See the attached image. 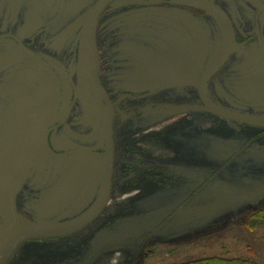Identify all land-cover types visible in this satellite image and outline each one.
<instances>
[{
    "label": "rangeland",
    "instance_id": "rangeland-1",
    "mask_svg": "<svg viewBox=\"0 0 264 264\" xmlns=\"http://www.w3.org/2000/svg\"><path fill=\"white\" fill-rule=\"evenodd\" d=\"M121 4L148 5L138 0L117 3ZM174 11L175 32L187 38L191 54L170 38L165 45L110 44L106 57V44L99 36L101 79L117 107L131 114L114 122L112 189L106 208L73 235L26 241L7 264H264V196L253 203L231 204L264 186V130L210 113L183 112L186 105H200L196 90L200 75L231 47L226 28L216 18ZM246 51L226 61L206 92L217 107L264 117V77L258 75L257 57L245 58ZM167 54L189 62L190 88L130 92L141 78L165 75L162 60L169 66L172 59L167 60ZM123 60L129 66L130 61L140 64L129 67L120 79L110 68L117 69ZM106 63L112 64L105 67ZM236 63H242L239 69ZM236 73L241 79H235ZM79 83L75 119L68 120L55 142L62 151L101 153L100 108L85 74H80ZM129 93L148 97L123 99ZM137 109L143 110L141 114ZM21 128L16 123L14 133ZM53 164L57 172L49 182L52 186L34 189L29 219H17L64 222L97 197L100 158L78 155Z\"/></svg>",
    "mask_w": 264,
    "mask_h": 264
},
{
    "label": "flooded vegetation",
    "instance_id": "flooded-vegetation-1",
    "mask_svg": "<svg viewBox=\"0 0 264 264\" xmlns=\"http://www.w3.org/2000/svg\"><path fill=\"white\" fill-rule=\"evenodd\" d=\"M98 1L0 0V226H3L8 219H17L16 216L29 219L30 203L34 200L33 194L36 191L34 189H47L52 186L49 182L56 178L53 176L57 172V167H51L53 162L78 156V154H67L74 150L58 149L55 141L68 120L75 119L72 115L78 99L79 76L80 74L86 76L81 48L82 24ZM125 1L128 0H117L108 4L98 16L95 31L97 58L101 53L98 49L101 34L106 44V57L110 56V44L165 45L170 38L172 40L176 38L191 54L192 49L187 38L175 32L174 8L184 11V16L188 14L203 19L216 18L226 28L225 22L214 13L180 6L168 0H138L148 3L140 7L117 5ZM195 1L212 3L211 7L221 10L228 18L237 49L227 60L232 56H241L242 53L238 52L248 49L245 58L251 59L256 56L258 69H261L258 75L261 73L264 77V0ZM178 16L184 17L183 14ZM128 18L132 20L128 21ZM103 19V28L100 30ZM122 50L125 52V49ZM166 56L167 60L169 56L172 59L169 66L162 60V65L167 66L165 75L159 79L151 78L152 76L141 78L138 84L131 85L130 92L190 88L193 69L189 62L172 54ZM123 61L124 63L117 69L110 68L114 71L112 75L119 76L120 79L125 75L126 70L130 69L129 67L134 69L140 64L138 60L130 61L129 66L125 60ZM110 64L106 63L105 67ZM225 64L226 62L208 82ZM241 64L236 63L237 69ZM98 67L97 74L101 86L114 112V135L115 119L131 118V114L121 111L116 102L112 101ZM154 70L162 72L158 69ZM204 73L200 75L198 82ZM238 74L234 75L236 80L241 79ZM75 91L77 96L74 101ZM147 97L146 93L136 96L129 93L124 95L123 99L132 98L134 101H142ZM199 102L200 105L186 106H201L200 98ZM137 110L138 114L143 111ZM256 118L264 119L261 116ZM19 122L22 125V132L15 134L14 125ZM258 129L264 130V128ZM102 146L101 153L104 152V143Z\"/></svg>",
    "mask_w": 264,
    "mask_h": 264
},
{
    "label": "water",
    "instance_id": "water-1",
    "mask_svg": "<svg viewBox=\"0 0 264 264\" xmlns=\"http://www.w3.org/2000/svg\"><path fill=\"white\" fill-rule=\"evenodd\" d=\"M117 0H99L88 16L84 20L82 26V57L88 85L91 94L96 100L101 112V125L103 131L104 152L94 154L82 150L70 151L67 154H78L89 157H98L102 160V179L99 194L94 203L83 213L78 216L60 223L50 224H35L21 221L19 219H8L3 226H0V264H7L8 261L16 253L17 249L26 241L32 239H53L62 238L73 235L92 222H94L106 208L112 189L113 178V161H114V142H113V121L114 112L112 104L103 90L98 74H97V55L95 31L98 16L102 10L110 3ZM180 6H187L198 10H204L209 13H214L222 21L225 22L226 29L229 35L230 49L217 61L214 67L206 71L198 82V94L201 101V106H186L184 111H199L210 113L214 116L222 118L232 123L264 128V119L256 118L249 115L221 109L215 106L207 97L205 86L208 80L223 66L232 53L237 49L234 32L225 14L211 6H207L205 2L195 0H168ZM77 92L75 91L76 100ZM67 117V116H66ZM264 196V186L257 189L250 197L239 198L231 202V204L239 202L253 203Z\"/></svg>",
    "mask_w": 264,
    "mask_h": 264
},
{
    "label": "bare ground",
    "instance_id": "bare-ground-1",
    "mask_svg": "<svg viewBox=\"0 0 264 264\" xmlns=\"http://www.w3.org/2000/svg\"><path fill=\"white\" fill-rule=\"evenodd\" d=\"M207 6H210V4H207Z\"/></svg>",
    "mask_w": 264,
    "mask_h": 264
}]
</instances>
